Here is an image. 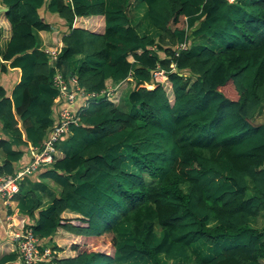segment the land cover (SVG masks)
<instances>
[{
    "label": "trees",
    "instance_id": "obj_1",
    "mask_svg": "<svg viewBox=\"0 0 264 264\" xmlns=\"http://www.w3.org/2000/svg\"><path fill=\"white\" fill-rule=\"evenodd\" d=\"M0 3V71L21 70L9 93L0 84V175L53 123L44 49L56 43L43 4L67 23L63 72L88 90L116 82L79 111L41 180H22L15 195L22 214L36 212L32 229L56 264H264V121L253 119L264 100V0ZM16 258L13 244L0 264Z\"/></svg>",
    "mask_w": 264,
    "mask_h": 264
},
{
    "label": "built area",
    "instance_id": "obj_2",
    "mask_svg": "<svg viewBox=\"0 0 264 264\" xmlns=\"http://www.w3.org/2000/svg\"><path fill=\"white\" fill-rule=\"evenodd\" d=\"M62 41L56 42V47L44 49L53 68L52 85L57 89L53 99V123L46 129L45 135L37 144H31L30 159L12 172L0 175V200L10 204L19 191L20 183L28 175L41 171L49 166L55 159L53 153L57 150V143L66 139L71 133V127L81 121L79 111L88 105L90 99L107 97L114 93L116 82L103 87L98 91L85 89L78 81L76 74L66 75L56 63L61 50ZM187 42L180 41L176 45V54L180 49L186 48ZM165 77L162 69L154 72V81ZM142 85V84H141ZM121 93L118 97L120 99ZM119 101V100H118ZM4 223L9 229V236L17 250L18 264H56L53 261L51 244H43L42 239L35 234L31 223L22 219L18 224L11 215L5 216L0 211V224Z\"/></svg>",
    "mask_w": 264,
    "mask_h": 264
},
{
    "label": "crops",
    "instance_id": "obj_3",
    "mask_svg": "<svg viewBox=\"0 0 264 264\" xmlns=\"http://www.w3.org/2000/svg\"><path fill=\"white\" fill-rule=\"evenodd\" d=\"M39 12L42 16V18L46 19L47 21L51 22L54 28L53 33H49V40L52 37V42H57L59 40H61V35L68 29L67 27V23L64 21V19H62L61 17L57 16L55 12H51L46 8V4H43L40 8H39ZM5 21H2V27L4 28V32H3V36L2 38H0V44L3 45L4 42L6 41V37L8 35V29H9V23L8 21H6V19L4 18ZM60 29H62L61 32ZM59 32V33H58ZM46 33L47 31H40V35L42 38V42L47 43L48 39L46 37ZM44 43V44H45ZM1 75H3V78L0 79V84H2L5 89L7 90V92L9 93L13 87V85L19 80L20 78V74H21V70L19 67H9L6 72L0 71ZM52 117H53V113H52ZM0 135H3L1 132V123H0ZM23 139L24 136L22 135ZM24 143V142H23ZM31 144H37V143H32L31 141H25L24 144L19 145V148L23 149V155L20 159H18L17 161L14 162V169H16L17 167L23 165L24 163H26L29 159H30V154H31V148L30 145ZM3 152L0 149V161L3 159ZM39 172H34L30 175H28L27 177L24 178L23 181H29L28 183L24 184L26 186L31 185V183H36L39 182L41 179L39 178ZM46 183H48L50 186L54 187L56 192L59 191V187L50 179H46L45 180ZM22 184V183H21ZM0 211L1 213L5 216L6 214L11 215V217H13L14 219L17 218H22L26 221V223H33L35 218H36V212L34 215H27V214H22L19 210V206H18V199L16 197H14V199L11 201L10 204H6L2 199L0 200ZM260 218V217H259ZM260 220H262L263 224H264V217H262ZM261 227V224H258ZM9 229L8 227L2 222L0 224V253H4V252H8L12 250V245L14 244V242L11 240L9 234ZM62 234L56 232L53 236L54 241H60V238ZM42 242L44 244H51L50 241L46 238L45 242L42 240ZM18 259L16 258L15 263L18 264ZM20 264V263H19Z\"/></svg>",
    "mask_w": 264,
    "mask_h": 264
},
{
    "label": "rangeland",
    "instance_id": "obj_4",
    "mask_svg": "<svg viewBox=\"0 0 264 264\" xmlns=\"http://www.w3.org/2000/svg\"><path fill=\"white\" fill-rule=\"evenodd\" d=\"M231 1H233V0H231ZM0 6H1V3H0ZM56 15L58 16V14H56ZM2 21H5V20H4L3 13H0V25H2V24H1ZM61 31H62V29H60L59 32H61ZM59 32H58V33H59ZM165 42H168V41H167V38H166ZM176 45H177V42H175L174 47H176ZM0 47H1V45H0ZM161 54H162V52H161ZM2 78H3V75H1V73H0V79H2ZM141 84H142V85H141ZM141 84H140V86L150 87V86L144 85L145 83H141ZM133 86H134V84H133L132 82H130V84H129L127 87H125V88L123 89L122 93H121V96H120V99H119L118 104L123 105V106L125 107V109H127L128 106H129L128 92H129V90H130ZM253 119H254L255 121H257V122H259V121H264V100L261 102L260 107L258 108V110H257V112H256V114H255V116H254ZM57 186H58V185H57ZM58 187H59V186H58ZM261 218H262V217H260V218L258 219V224L264 225L263 222H262V220H260Z\"/></svg>",
    "mask_w": 264,
    "mask_h": 264
},
{
    "label": "water",
    "instance_id": "obj_5",
    "mask_svg": "<svg viewBox=\"0 0 264 264\" xmlns=\"http://www.w3.org/2000/svg\"><path fill=\"white\" fill-rule=\"evenodd\" d=\"M7 9H8V6L1 5L0 6V13L3 12V11H5V10H7Z\"/></svg>",
    "mask_w": 264,
    "mask_h": 264
}]
</instances>
